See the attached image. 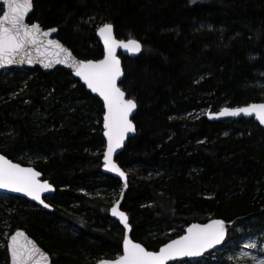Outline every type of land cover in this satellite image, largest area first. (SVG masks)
I'll use <instances>...</instances> for the list:
<instances>
[{
    "label": "trees",
    "instance_id": "1",
    "mask_svg": "<svg viewBox=\"0 0 264 264\" xmlns=\"http://www.w3.org/2000/svg\"><path fill=\"white\" fill-rule=\"evenodd\" d=\"M32 7L27 22L56 28L79 59L102 58L96 31L104 24L142 45L136 58H122L120 87L137 104L136 134L115 159L127 176L120 208L133 241L157 251L211 219L234 222L223 245L239 226L264 231V130L253 119L197 115L264 102V0H32ZM5 74L0 153L33 166L55 193L46 199L51 212L14 196L0 201V264H8L6 237L17 229L53 264L114 259L124 231L108 200L117 201L122 185L101 172V102L62 68Z\"/></svg>",
    "mask_w": 264,
    "mask_h": 264
},
{
    "label": "snow or ice",
    "instance_id": "2",
    "mask_svg": "<svg viewBox=\"0 0 264 264\" xmlns=\"http://www.w3.org/2000/svg\"><path fill=\"white\" fill-rule=\"evenodd\" d=\"M4 3L7 5V11L0 17V67L5 63H24L25 58L31 63L30 49H35L37 52L44 49L45 54L50 49H57L56 63H70L75 68V75L103 98L107 110L104 116L106 129L104 135L108 138L105 164L109 166V170L123 177L124 172L112 162L111 157L116 149L122 147L126 134L134 131L129 115L136 109L137 104L134 99H125V92L117 86L122 72L114 49L120 47L138 53L141 50L140 43L134 39L127 42L116 41L112 36L113 26L104 24L98 29V33L105 45L107 53L105 59L98 63L75 62L71 52L62 48L56 41L47 39L52 32L57 31L56 29L42 32L38 24L29 25L24 22L25 16L31 11L32 0H4ZM60 52L65 53L62 59L59 57ZM253 112L256 113L259 122L264 124V104H252L236 109L225 108L219 116L236 117L241 114L252 115ZM40 175L38 171L22 168L0 156V189L22 192L47 208L49 205L41 200V194L52 192L53 188L47 182L42 183L39 180ZM111 213L113 216H118L124 227L128 228L125 213L118 211L115 206L111 209ZM21 235L23 233H17V236ZM225 235L226 230L222 221H213L204 226L193 224L187 229V235L171 241L158 253L148 252L141 245L126 238L124 254L114 262L101 261L100 264H167V261L178 257H200L207 250L222 244ZM244 247L256 248L257 244L249 242L245 243ZM10 249L14 264H30V262L39 264L34 257L38 249L30 248L27 244L20 245L16 237L12 238ZM260 264H264V261H260Z\"/></svg>",
    "mask_w": 264,
    "mask_h": 264
},
{
    "label": "water",
    "instance_id": "3",
    "mask_svg": "<svg viewBox=\"0 0 264 264\" xmlns=\"http://www.w3.org/2000/svg\"><path fill=\"white\" fill-rule=\"evenodd\" d=\"M0 8L2 9V12L0 14V17H2L4 15V13L7 11V5L4 3V0H0ZM32 9L33 7L31 8V11H29L27 13V15L25 16L24 18V22L29 24L27 22V19L29 17V15L32 13ZM32 24H37V23H32ZM31 25V24H29ZM103 26V25H102ZM101 26V27H102ZM41 31H50L51 29H56V28H49V29H43L41 26ZM100 28V27H99ZM98 28V29H99ZM98 29L96 31V39L98 41V43L100 44L102 50H103V56L102 58L98 59V60H83V59H79L77 58L73 53L72 51L66 46L64 45L61 41H59V39L57 38V31L56 32H52L49 37L47 39H50V40H54L56 41L62 48L64 49H67L69 52H71L72 54V58L75 62H88V61H91L93 63H98L100 61H102L103 59H105V56H106V50H105V45H104V42H103V39L102 37L99 35L98 33ZM57 30V29H56ZM112 36L113 38L116 40V41H123V42H127L128 40L130 39H126V40H122V39H117L114 35V33L112 32ZM136 40V39H134ZM137 41V40H136ZM139 42V41H138ZM140 43V42H139ZM141 45V43H140ZM141 50H142V45H141ZM141 50L138 52V53H133V52H130L128 51L127 49H124V48H116L114 49V53H115V56L116 58L120 61V67H121V72H122V75L120 77V79L117 81V86L120 87V83L123 79V66H122V58L123 57H127V58H136L137 56L140 55L141 53ZM31 51V60L32 62L31 63H28L27 62V59L28 58H25V62L24 63H13V64H7L5 63L3 67H0V73L3 72V71H7V70H11V69H34V68H38L40 69L42 72L44 73H48L56 68H62L66 71H69L71 73V76L78 80L80 84H82L86 91H88L93 97L97 98L101 104H102V107H103V115H102V137H103V140H104V143H105V147H104V151H103V157H102V160H101V172L105 175H109L115 179H117L118 181H120L121 185H122V188H121V192H120V195L117 199V201H115L111 207L109 208L108 210V215L109 217L116 221L123 229V240H122V249H121V254L117 257H115L114 259H100L98 260L95 264H100L101 261H109V262H114L116 260H118L123 254H124V241L125 239H129L131 240L133 243H136V244H139L141 245L146 251L148 252H153V253H158L160 251V249L162 247H164L165 245H167L168 243H170L171 241L173 240H176V239H179L181 236H184V235H187V229L189 227H191L193 224H198V225H201V226H204V225H208L210 223H212L213 221H222L223 222V226L226 230V235H225V239L228 235V231L229 229L231 228V226L233 225L234 222H226L224 220H221V219H211V220H208L206 221L205 223H198V222H194V223H191L190 225H188L184 231V233L182 235H180L179 237H176L170 241H168L167 243H165L164 245H162L161 247H159V249L157 251H150V250H147L142 244L138 243V242H135L131 239L130 237V231H131V227H130V224L128 222V217H127V222H128V228H125L124 227V224L121 223L120 219L118 216H113L112 213H111V209L115 206L117 207L118 211H122L120 206H121V203H122V199L124 197V194L126 192V189H127V176L125 174V172L118 166L117 162H116V157L117 155L124 149V147L126 146L128 140L132 139L135 134H136V127H135V124L133 122V117L135 116L136 112H137V107L135 110H133V112L129 115V120L130 122L133 124V127H134V131L132 132H129L126 134L125 136V139L123 141V144H122V147L116 149L113 154H112V157H111V160L113 163H115L117 165L118 168H120L121 171L124 172V176L121 177L120 175H118L115 171H111L109 170V166H106L105 164V153L107 152V147H108V138L104 135L106 129L104 128V116L107 112L106 108H105V104H104V100L103 98L97 93V92H93L90 88H88V86L84 83V81L75 75V68L70 64V63H56V59H57V52L58 50L57 49H50L48 50L47 54L44 53V49H41L40 52H37L35 49H30ZM65 55V53L63 52H60L59 53V57L62 59L63 56ZM121 88V87H120ZM122 90V89H121ZM123 91V90H122ZM125 92V91H124ZM125 99H131L130 97L127 96V94L125 93ZM252 104H264V102H261V103H251V104H247V105H244V106H240V107H224V108H221L215 112H209L206 117L209 121L211 122H219V121H224V120H237V119H253V121L260 127L264 130V124H261L259 122V120L256 118V113L253 112L252 115H244V114H241L239 116H236V117H231V116H219V113L225 109V108H228V109H236V108H242V107H248ZM211 117V118H210ZM0 156H3L6 160L10 161L11 163L13 164H18L20 167L22 168H31L33 169L34 171H37L33 166H30V165H21L19 163H16V162H13L11 161L10 159H8L6 156H4L3 154L0 153ZM39 172V171H38ZM40 173V172H39ZM41 174V173H40ZM39 180L43 183V182H47L49 185L52 186L53 188V191L52 192H45V193H42L41 194V200H43L44 203H46L47 205H49V207L45 208L43 206L42 203H40L39 201H35V200H32L30 196H27L25 195L24 193L22 192H13V191H10V190H7V189H0V195H6V196H14V197H18V198H21V199H24L26 201H28L29 203H32L36 206H38L39 208L45 210V211H52L53 208L52 206L46 201V199L52 195H54L55 193V188L54 186L47 180H43L42 178V175L39 176ZM123 213H125L124 211H122ZM126 215V213H125ZM127 216V215H126ZM23 233V235L21 236H17V233ZM13 237H16L17 238V241L20 245H25L27 244L28 247L32 248L34 247L35 249H38V251L36 253H34V257H35V260L39 261V264H53L52 261H51V258L49 256V254L47 252H45L39 245L38 243L31 237L29 236L24 230L22 229H17L15 231H13L7 238L6 240V252H7V257H8V264H14V261H13V258H12V255H11V249H10V245L12 243V238ZM224 239V241H225ZM31 242V243H29ZM224 243V242H223ZM222 244L220 245H217L215 248H212V249H209L207 250L206 252H204V254L200 257H184V258H176V259H173V260H169L167 261V264H170V263H173V262H180V261H183V260H197V259H201L204 255L214 251L215 249H218L219 247H221ZM30 264H33V262H30Z\"/></svg>",
    "mask_w": 264,
    "mask_h": 264
},
{
    "label": "rangeland",
    "instance_id": "4",
    "mask_svg": "<svg viewBox=\"0 0 264 264\" xmlns=\"http://www.w3.org/2000/svg\"><path fill=\"white\" fill-rule=\"evenodd\" d=\"M7 71H3L1 73L5 74ZM209 112V110H202L197 115H207ZM109 194L110 193H107L106 195L108 196ZM4 197L5 195H0V201L2 203L4 201ZM101 197L104 196L102 195ZM109 197L110 198L108 202L110 204L114 203L115 200H112L111 194ZM1 224L4 223L2 222ZM250 226L251 225L249 224L239 226L235 230L236 234L234 235V237L229 242L222 245L223 247L221 246L218 249H215V255H212L209 259H197L200 261L199 263H192V261L195 260H187V262H184L183 260L180 261L181 263L179 264H260V261H264V231L253 230ZM242 231L245 232L241 234ZM7 238L8 236L6 237V240ZM249 242H256L257 247L245 248L244 244ZM216 256H218V258Z\"/></svg>",
    "mask_w": 264,
    "mask_h": 264
}]
</instances>
